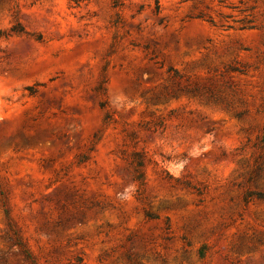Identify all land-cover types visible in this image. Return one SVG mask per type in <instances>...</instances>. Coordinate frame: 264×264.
Segmentation results:
<instances>
[{"label":"rangeland","instance_id":"1","mask_svg":"<svg viewBox=\"0 0 264 264\" xmlns=\"http://www.w3.org/2000/svg\"><path fill=\"white\" fill-rule=\"evenodd\" d=\"M0 264H264V0H0Z\"/></svg>","mask_w":264,"mask_h":264},{"label":"trees","instance_id":"2","mask_svg":"<svg viewBox=\"0 0 264 264\" xmlns=\"http://www.w3.org/2000/svg\"><path fill=\"white\" fill-rule=\"evenodd\" d=\"M141 177H142V175H140V173H139V175L136 176V180H140ZM253 195H254V194H253L252 192L247 191L246 194H245V200H246V202L249 201V199H250L251 197H253ZM3 212H4V215L7 216V210H6L5 208H4ZM13 234L15 235V239H16V240H15V244L21 249V251L23 252V254L25 255V257H26L30 262L33 263V260H32V257H31V254H30V253L24 248V246H23V244L20 242L19 238L16 237V233H13Z\"/></svg>","mask_w":264,"mask_h":264}]
</instances>
